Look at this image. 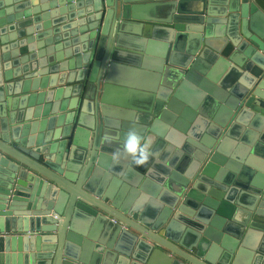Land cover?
Masks as SVG:
<instances>
[{
  "label": "water",
  "instance_id": "1",
  "mask_svg": "<svg viewBox=\"0 0 264 264\" xmlns=\"http://www.w3.org/2000/svg\"><path fill=\"white\" fill-rule=\"evenodd\" d=\"M0 264H264V11L0 0Z\"/></svg>",
  "mask_w": 264,
  "mask_h": 264
},
{
  "label": "clouds",
  "instance_id": "2",
  "mask_svg": "<svg viewBox=\"0 0 264 264\" xmlns=\"http://www.w3.org/2000/svg\"><path fill=\"white\" fill-rule=\"evenodd\" d=\"M151 139H146L135 128H130L124 138L123 151L128 153L137 164L145 163L150 155Z\"/></svg>",
  "mask_w": 264,
  "mask_h": 264
},
{
  "label": "crops",
  "instance_id": "3",
  "mask_svg": "<svg viewBox=\"0 0 264 264\" xmlns=\"http://www.w3.org/2000/svg\"><path fill=\"white\" fill-rule=\"evenodd\" d=\"M264 11V0H252Z\"/></svg>",
  "mask_w": 264,
  "mask_h": 264
}]
</instances>
